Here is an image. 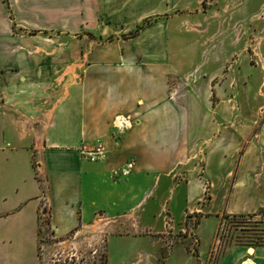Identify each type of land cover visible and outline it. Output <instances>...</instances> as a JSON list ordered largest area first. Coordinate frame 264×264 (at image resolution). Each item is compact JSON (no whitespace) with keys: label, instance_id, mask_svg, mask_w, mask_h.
Segmentation results:
<instances>
[{"label":"crops","instance_id":"crops-1","mask_svg":"<svg viewBox=\"0 0 264 264\" xmlns=\"http://www.w3.org/2000/svg\"><path fill=\"white\" fill-rule=\"evenodd\" d=\"M202 1L0 0V264H43L40 208L70 245L104 232V264H190L182 243L171 247L188 215L201 238L223 212L264 208V122L252 135V118H239L236 136V118L172 114L159 66L191 37L177 27L232 25L209 19ZM199 37L207 74L222 57L207 62ZM211 75L216 107L229 106V71ZM98 145L104 159L88 160ZM215 264H264V245L230 246Z\"/></svg>","mask_w":264,"mask_h":264},{"label":"rangeland","instance_id":"rangeland-1","mask_svg":"<svg viewBox=\"0 0 264 264\" xmlns=\"http://www.w3.org/2000/svg\"><path fill=\"white\" fill-rule=\"evenodd\" d=\"M258 1L203 0L198 4L199 10L204 12L212 10V15H209L211 20L226 19V16L231 19L233 16L228 32H223L221 26L214 27L208 24L210 21L203 27L196 26L193 21L187 28L182 25L177 27L179 30L187 29L191 37L188 42L181 44L175 56L164 60L159 66L167 70L166 82L170 88L168 100L172 104V114L177 108H181V113L188 118L194 115H200L202 118H236L234 124L236 136H242L243 133V124L239 118H252L250 133L254 135L258 131L260 123L264 122V0L261 6L258 5ZM185 13H188L186 18L193 19V16L189 17L193 15V10H186ZM200 32L209 37V41L203 44V55L207 57H204L207 62L210 61L209 57L218 55L223 60L212 62V65L205 69L207 74H200L202 47L199 43ZM217 36L221 40L218 44L214 41ZM224 40H228V43ZM219 70L229 71V79L234 86V90L229 92L231 98L227 107H216L215 91L212 93L209 90L208 81L212 77L211 73ZM226 79L225 73H220L215 76L213 85L225 83ZM180 105L182 107H179ZM128 120L130 118H127ZM188 149L190 152L192 147L189 146ZM194 152L199 153L200 149ZM242 153L241 150L236 152V158H240ZM201 163L200 159H196L195 165ZM208 197L205 195L200 202L203 204L208 202ZM188 216L193 218L186 220V229L180 225L173 230L171 247L173 249L182 243L186 256L192 259L190 264H215L233 245L245 247L264 245V208L253 214L231 215L223 212L218 215L211 234L208 235L209 226L203 224L200 230L201 238L195 230L199 217L193 214ZM188 235L189 239L185 240L184 236ZM100 236L101 240L96 236L94 241L87 240L83 244L70 245L67 243L70 239L68 237L61 241L39 230L40 257L43 264H104L106 261L104 232H101ZM108 253L113 255L117 250L111 248L108 249ZM171 263L175 264L174 261Z\"/></svg>","mask_w":264,"mask_h":264},{"label":"built area","instance_id":"built-area-1","mask_svg":"<svg viewBox=\"0 0 264 264\" xmlns=\"http://www.w3.org/2000/svg\"><path fill=\"white\" fill-rule=\"evenodd\" d=\"M84 155L90 161H98V160L104 159L106 152L102 145H98L90 152L86 154L84 153ZM39 230H41L43 233H46L47 236L52 237V234L50 232V227H49L48 212L44 210L43 208H40V210L38 211V232Z\"/></svg>","mask_w":264,"mask_h":264},{"label":"trees","instance_id":"trees-1","mask_svg":"<svg viewBox=\"0 0 264 264\" xmlns=\"http://www.w3.org/2000/svg\"><path fill=\"white\" fill-rule=\"evenodd\" d=\"M148 22H149V20H146V21L143 23V25H145V24L148 23ZM143 25H142V26H143ZM140 27H141V26H140Z\"/></svg>","mask_w":264,"mask_h":264},{"label":"bare ground","instance_id":"bare-ground-1","mask_svg":"<svg viewBox=\"0 0 264 264\" xmlns=\"http://www.w3.org/2000/svg\"><path fill=\"white\" fill-rule=\"evenodd\" d=\"M252 253V251L251 250H249V254H251Z\"/></svg>","mask_w":264,"mask_h":264}]
</instances>
